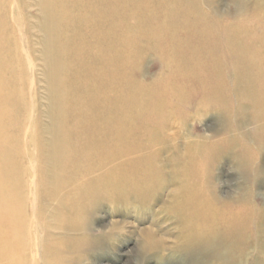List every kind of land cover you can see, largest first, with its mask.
Returning <instances> with one entry per match:
<instances>
[{"label":"rangeland","instance_id":"374dc122","mask_svg":"<svg viewBox=\"0 0 264 264\" xmlns=\"http://www.w3.org/2000/svg\"><path fill=\"white\" fill-rule=\"evenodd\" d=\"M34 1L1 7L8 26H0V89L13 94L5 122L6 134L17 136L13 148L26 140L28 115L46 126L61 99L46 73ZM105 2V40H94L90 29L75 28L69 37L83 39L73 61H104L106 96L95 102L98 109L135 114L116 129L121 136L112 148L121 149L120 160L103 163L105 178L93 186L67 188L64 195L77 194L71 216L17 158V196L7 210L15 212L0 211V264H228L230 250L231 264H264V0ZM16 4L31 67L13 29ZM77 68L70 63L68 72ZM91 75L77 77L89 83ZM63 85L85 99L73 112L83 116L77 132L89 142L95 116L85 90H74L71 79ZM98 147L91 149L95 156ZM209 206L231 227L213 225L207 246L185 248L191 221ZM58 212L68 218L58 222ZM18 244L25 248L8 252ZM215 247L217 259H209Z\"/></svg>","mask_w":264,"mask_h":264},{"label":"bare ground","instance_id":"6f19581e","mask_svg":"<svg viewBox=\"0 0 264 264\" xmlns=\"http://www.w3.org/2000/svg\"><path fill=\"white\" fill-rule=\"evenodd\" d=\"M6 2L7 0H0L1 27L8 26L1 9ZM34 2L38 8V22L36 26L38 32L41 34L40 42L43 43L46 73L51 81L52 91H56L57 94L61 93V99L59 98L60 101L50 109L49 124L46 126L37 125L34 118L28 115L29 124L24 130L26 140L23 142L22 148H13L11 145L9 146V142L17 136H15L16 133L6 134L5 123L11 119L10 117H12V111L14 110V107L11 106L12 101H8L13 94L9 89H0V136L4 137L7 135L9 137L5 142H2L0 139V211H7L8 203L12 206L17 196V192L15 193L13 187H16L19 183V169L16 159L21 156L25 158L26 161L24 163L30 174L33 177L39 175V181L43 189L47 191L50 200L58 201L62 207L66 206L70 213H72L71 216H74L78 212V209L74 206L77 194L71 192L64 195L63 193L66 192L67 188H71L72 186L80 189L88 185L93 186L92 183L97 182V180H104L105 174L100 171L101 165L107 161H113V157H117L120 160L119 154L121 149H116L115 151L112 148V144L117 142V139L121 136L119 135L120 129H116L121 125V120L130 121L132 120L131 118H134L135 114L131 113V118L128 116L119 117L113 111L108 112L106 109L99 110L95 102L101 97L105 99L106 96L105 89L103 91L105 86L104 61H82V63L81 61H73L75 60L77 51L79 52L84 46L82 45L83 42H81L83 39L75 41L70 39V32L75 28L79 29V31L90 29L94 40L95 38L99 42L105 40V31L108 29L105 26V19L107 17L105 0H35ZM21 9L22 6L20 4H16L14 7L13 29L19 37V43L22 46L20 50L22 58L26 65L31 67L33 62L28 53L29 51L25 48L27 38L22 33L24 19ZM112 15L116 20L117 7L113 10ZM1 35L3 33H0ZM8 38L6 36V39H4L6 40L5 44L9 43ZM2 54L5 57L9 55L7 46L4 48ZM69 61L70 63H77L79 65V68L76 70L77 72H68ZM79 72H83L84 75L86 73L92 74L93 80L87 83L84 79L78 78ZM70 79L74 85V90L77 87L84 88L85 95L90 101L89 104H91V109L95 116V120L92 123L94 135L89 142H83L80 133L77 132L83 122V116L80 117L74 114L73 109L81 107L85 103V99L81 94L77 95L75 91H71L72 86L64 87L63 81ZM3 80L4 78L0 74V83ZM107 129H111L112 132L108 133ZM18 133H20L19 130ZM89 144H92V146ZM97 145L100 146L99 156H95L91 152L92 148H99ZM141 168L145 171L143 166ZM117 174L118 171L115 170L110 176L115 178ZM195 206L198 208L197 202H195ZM206 210L195 221H191L189 242L185 248L191 249L193 247L199 250V246L200 248L203 245L207 246V242L213 235L212 233H214L213 225L222 227L227 225L231 227L228 219H217L214 213L211 212L212 208L210 206ZM14 212L9 211L8 213L14 214ZM64 214L58 212L56 216L58 222L63 221L67 217ZM14 216L19 217L18 215ZM16 219L13 218V220ZM229 219L231 218L229 217ZM8 220L11 223L12 219L10 216ZM35 228L37 229V225L32 223L33 247L35 246L37 250L41 242ZM227 231L231 233V228H228ZM226 242L223 240L220 244L224 245ZM23 248L22 245L18 244L12 249L10 247L7 248V250L11 253H17ZM216 248H213L214 253L211 251L208 254L207 257L209 259H217ZM225 254L226 256L223 258L224 262L231 264V250ZM46 262H48L47 264H54L50 261Z\"/></svg>","mask_w":264,"mask_h":264}]
</instances>
